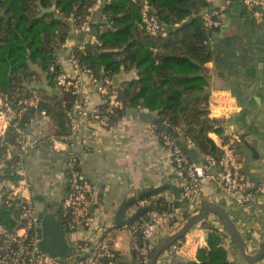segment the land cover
I'll return each instance as SVG.
<instances>
[{
	"label": "crops",
	"instance_id": "crops-1",
	"mask_svg": "<svg viewBox=\"0 0 264 264\" xmlns=\"http://www.w3.org/2000/svg\"><path fill=\"white\" fill-rule=\"evenodd\" d=\"M208 1L218 10V18L222 20L223 26L211 35L215 57L205 64L207 84L204 93L207 103L210 98L215 99L218 110L226 114L225 120L217 121L230 124L237 129L243 136L240 146L252 147L259 154L260 158L256 159L255 154L251 153L254 157L251 172L262 181L264 179L262 174L264 171V18L262 21H257L246 8L243 0H232L229 4H226L225 0ZM103 5L92 14L97 33L101 32V24L107 22L101 12ZM64 32L65 37L63 36L62 41L54 46L52 53L63 71L72 74L70 53L80 47L86 36L77 30L72 22H70V30ZM31 67L37 75L28 88L30 89L33 83L47 88L49 82L47 73L38 65L31 64ZM116 76L120 77L117 87L113 84L114 77L110 79L117 93L122 82L138 77V71L131 65ZM82 86L87 110L99 108L104 103V95L91 82L89 76H85ZM185 98H189V95ZM3 103L4 98L0 95V111ZM144 109L140 108L141 111ZM149 115H156V112L149 111ZM4 127L5 122L0 114V136L7 130ZM217 128L215 124V129ZM215 129L210 130L208 136L221 149L224 136ZM155 131L154 123L144 120L139 113H133L123 115L117 121L114 119L110 126L97 122H84L77 133H72V141L65 150L55 151L51 144L42 143L24 156L35 203L43 200L49 211H59L60 218L64 219L61 203L67 193L66 164L72 154L81 156L80 169L96 188L92 208L94 221L96 224L112 225L111 243L118 254L117 263L135 264L127 226L118 227L115 224L116 211L125 201L149 189L165 185H175L180 189L170 154L156 137ZM83 138L89 141L86 151L82 143ZM238 151L244 168L246 157L239 148ZM197 152L198 156L189 157L192 161L200 159L199 156L202 157V153ZM154 196L163 199L164 202H172L178 206L185 205L182 194L177 197L172 190ZM203 196V208L208 204H218L227 211L241 233L249 254L261 248L260 245L262 246L264 242V198L256 197L253 204L240 206L222 195L214 182L205 185ZM15 215L16 213L11 209L0 210V218L5 222L11 221V217L14 218ZM215 225L224 229L225 237H222L220 244L228 251L229 259L237 260L240 264H248L244 261L245 258L241 255L224 222L213 213L207 220L188 232L181 245V252L173 264H183L186 261L199 262L198 252L201 248L208 247L209 236L213 232L208 227ZM64 227L67 229V239L73 249L75 242L85 234V229L70 232L66 221ZM254 264H264V258Z\"/></svg>",
	"mask_w": 264,
	"mask_h": 264
},
{
	"label": "trees",
	"instance_id": "trees-1",
	"mask_svg": "<svg viewBox=\"0 0 264 264\" xmlns=\"http://www.w3.org/2000/svg\"><path fill=\"white\" fill-rule=\"evenodd\" d=\"M145 1L163 26L157 35L140 25ZM95 4L96 0H0V95L17 109L19 99L38 93L41 108L59 122L64 135L71 134L68 110L75 97L68 91L52 92L59 72L50 71L56 62L52 52L62 41L64 31L70 30V22L81 25ZM101 12L107 22L101 24V32L97 33L99 43L87 42L83 48L74 49V54L99 79L113 78L131 65L138 71L137 78L122 82L117 90L123 108L116 109L110 124L125 109L148 108L156 112L152 117L159 119L156 130L174 136L187 154L190 149L186 139L190 138L202 154L218 156L221 149L208 132L219 122L209 118L204 93L205 64L215 57L204 13H215L213 17L217 18L218 10L208 0H111L102 6ZM31 64L47 73L46 89L28 88L37 75ZM106 108L103 103L99 110L104 112ZM32 115L30 108L14 122L25 125ZM176 128H181V133ZM215 130L222 133L223 124ZM17 145L18 134L12 125L0 136V181L17 177ZM15 217L0 221L13 226ZM221 239L219 232H211L208 247L198 252L199 262L183 264H240L229 259Z\"/></svg>",
	"mask_w": 264,
	"mask_h": 264
},
{
	"label": "built area",
	"instance_id": "built-area-1",
	"mask_svg": "<svg viewBox=\"0 0 264 264\" xmlns=\"http://www.w3.org/2000/svg\"><path fill=\"white\" fill-rule=\"evenodd\" d=\"M110 1L96 0V4L89 9L85 21L81 25L74 24V27L86 36L80 48H83L87 42L99 43L92 14L101 5ZM231 1L225 0L226 4ZM243 3L257 21L263 20L264 0H243ZM213 15L215 13H204L206 26L210 30L223 26L222 20L218 17L214 18ZM140 25L152 35H157L163 30L158 16L151 11L147 1L143 5ZM69 61L73 66L72 74L64 72L57 59L50 66V71L57 73L59 70L56 76V88L60 92L68 91L75 97L72 108L68 110L70 135L60 133L59 122L46 109L41 108L40 97L36 92H33L31 97L19 99L17 109L8 101L2 105L0 114L5 122L4 128L13 125L18 134L19 159L15 166L17 177L0 181V210L6 208L16 213L13 226L0 221V264H117V253L111 243L112 225L96 224L94 221L92 207L95 202L96 188L82 173L80 169L82 157L78 155L72 154L66 164L67 193L62 199L61 210L68 230L76 232L84 228L85 234L75 242L73 252L63 261L39 247L38 216L31 182L24 164L25 154L42 143L51 144L55 151L65 150L72 141V133H77L84 122H97L110 126V120L115 115L116 109L123 108L110 78H97L88 66L81 64L74 50L70 53ZM85 76H89L91 82L104 95V103L107 104L104 112H101L99 108L87 110L82 90ZM30 108L33 110V115L25 125L21 126L14 122L15 118H21ZM207 109L210 119H226V114L218 110L215 99L208 100ZM221 124L216 123V127H220ZM175 131L181 133V128H176ZM222 133L224 143L221 153L218 156L202 154L204 161L196 162L189 158L174 136L166 131H155L156 137L170 154L185 205L178 206L150 196L139 199L127 209L126 216L130 217L140 208L154 207L127 225L131 248L136 255L135 264H150V254L155 244L180 228L188 217L202 210L203 192L207 183L214 182L222 195L240 206L253 204L256 197L264 198V179L260 181L259 187L252 191V183L244 171L238 151V145L242 142L241 133L230 124H223ZM82 143L86 151L88 139L83 138ZM186 145L190 150L198 151L192 139H186ZM11 156L12 153L9 151L8 157ZM208 229L217 231L225 237L222 227L215 225ZM183 243L184 239H180L171 245L160 255L157 264H173L181 252Z\"/></svg>",
	"mask_w": 264,
	"mask_h": 264
},
{
	"label": "water",
	"instance_id": "water-1",
	"mask_svg": "<svg viewBox=\"0 0 264 264\" xmlns=\"http://www.w3.org/2000/svg\"><path fill=\"white\" fill-rule=\"evenodd\" d=\"M210 35L213 34L212 30L208 31ZM119 78L118 76L114 77L113 84L117 87L119 84ZM45 89L46 87L44 85L33 83L30 86V89ZM53 93L59 94L60 90L57 88H54L52 90ZM133 113H139L140 116L147 121H150L154 123L155 125L159 124V119L154 118L151 115H149V109L145 108L143 111L140 110V108H128L122 113H120L115 120H119L121 116L123 115H129ZM199 121L198 123H200ZM67 126L69 131H71V125L70 121L67 120ZM243 138V136H242ZM240 152L244 153L246 159L244 160V171L248 175L249 179L253 183L251 190H256L260 185V179L258 176L254 175L251 172V163L254 160V157L256 159H259L260 156L257 153L256 150H254L252 147L244 146L241 147L239 145ZM253 152V155L251 154ZM189 157L198 156V152L196 150H190L188 153ZM200 159L196 160L198 161H204L203 157H200ZM262 174L264 175V171H262ZM166 190H172L175 192L176 196H180V189L175 185H165L162 187H156L149 189L147 191L138 193L134 197L128 199L125 201L116 211L114 221L116 226L123 227L130 225L133 221H135L140 215L144 214L145 212L154 209L153 206H146L143 208H140L134 215L127 217L126 211L127 209L133 205L135 202H137L139 199H143L145 197H150L157 195L163 191ZM36 210H37V216H38V227H37V234L40 238L39 247L44 252H47L48 254L52 255L58 260H65V258L73 252V249L71 248L68 239H67V229L64 227L65 219L60 218L59 211H49L46 206L45 202L43 200L36 201ZM93 208V207H92ZM213 213L217 215L223 222L224 225L231 235L234 242L237 244V246L240 249L241 255L250 263H256L261 261L264 258V242L261 246V248L256 251L255 253L249 254L246 251L245 243L242 238L241 233L239 232L238 228L236 227L235 223L227 213V211L218 204H208L205 205L204 208L197 214L192 215L186 219V221L183 223V225L178 228L176 231L171 233L170 235L163 238L161 241L155 244L153 247L150 258L151 262L150 264H157L158 259L160 255L167 250L171 245L176 243L178 240L183 239L188 232L201 223L204 220H207L209 215ZM58 214V215H57Z\"/></svg>",
	"mask_w": 264,
	"mask_h": 264
}]
</instances>
